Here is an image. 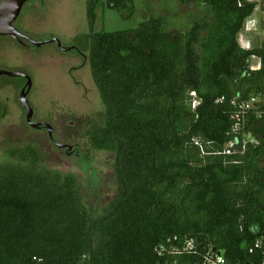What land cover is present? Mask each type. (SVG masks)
Here are the masks:
<instances>
[{"label": "trees", "instance_id": "obj_1", "mask_svg": "<svg viewBox=\"0 0 264 264\" xmlns=\"http://www.w3.org/2000/svg\"><path fill=\"white\" fill-rule=\"evenodd\" d=\"M175 1L204 13L173 33L166 17L94 32L99 0L87 1V65L104 108L87 137L112 154L117 192L95 211L74 175L46 170L32 147H8L0 264H201L211 252L262 263L248 248L264 236V116L248 117L256 147L223 154L235 139L230 101L264 94V41L243 49L237 38L258 4ZM106 7L134 13L132 0ZM188 241L195 250L181 253Z\"/></svg>", "mask_w": 264, "mask_h": 264}, {"label": "rangeland", "instance_id": "obj_2", "mask_svg": "<svg viewBox=\"0 0 264 264\" xmlns=\"http://www.w3.org/2000/svg\"><path fill=\"white\" fill-rule=\"evenodd\" d=\"M87 1L30 0L24 4L15 27L40 41L56 38L64 49L78 48L87 57L88 41L84 37L88 34ZM107 1L99 0L94 32L130 30L149 17H166L175 24L170 27L173 33L204 13L196 5L184 6L175 0H132L134 13L129 16L126 12L107 8ZM243 1L258 4L260 0ZM250 17L237 36L242 48H251L264 41L260 24L257 32L247 35L246 22L250 19L259 22L258 12L254 11ZM45 47V52L39 54L40 51L35 48L34 51L21 50L12 44L0 46V67L7 71L23 70L28 74L32 81L29 102L36 119L48 121L54 126L55 141L74 146L76 154L66 155L54 149L44 131L27 130L22 124L23 114L16 104L18 98L14 100L16 94L3 89L0 98L3 101L8 99L5 104L9 112L0 124V161L8 147H32L38 152L46 170L74 175L85 203L101 212L117 192L112 173V154L91 150L87 137L91 125L102 121L103 105L92 83L87 61L83 63L75 53L61 56L54 46ZM256 64L257 61L251 58L249 66ZM72 67L77 70L70 73L68 69ZM14 80L17 84L18 81ZM71 121L75 123L73 129L70 128L73 126Z\"/></svg>", "mask_w": 264, "mask_h": 264}, {"label": "built area", "instance_id": "obj_3", "mask_svg": "<svg viewBox=\"0 0 264 264\" xmlns=\"http://www.w3.org/2000/svg\"><path fill=\"white\" fill-rule=\"evenodd\" d=\"M254 11L258 12L259 22L257 23L256 19H250L246 22L245 31L247 35L257 32V26L259 24L264 31V0H260L258 2V6ZM243 49H250V47L248 46L247 48ZM252 59L256 60L257 64L255 66H249V70H259L261 67L260 59L256 57H252ZM191 96L193 98L192 108L194 109L198 102L196 101L195 95L193 93ZM222 102L223 99L216 101L217 104ZM230 105L234 109L232 115L233 125L231 127V133L235 136V139L229 141L225 145L223 154L226 156L241 155L246 151L248 146L256 147L258 145L257 138H255L252 133H246L245 129L248 123V117L254 116V118L260 119L264 116V94L252 95L247 99H233L230 101ZM194 250V243L192 241H188L184 245L181 253H190ZM255 253L259 254L263 260L261 264H264V236L257 238L248 248V254L254 255ZM201 264H227V262L220 253L211 252L203 258Z\"/></svg>", "mask_w": 264, "mask_h": 264}, {"label": "flooded vegetation", "instance_id": "obj_4", "mask_svg": "<svg viewBox=\"0 0 264 264\" xmlns=\"http://www.w3.org/2000/svg\"><path fill=\"white\" fill-rule=\"evenodd\" d=\"M13 27L17 29V27H15V23H13ZM19 33H21V32L19 31ZM21 34L26 38L25 40L12 39L9 37H0V41L5 42V43H0V46L12 44V45H16L21 50H32L33 48H35V50L38 49L40 51L39 54H43L45 52V49H44L45 45L46 46L51 45V46H54L57 51H59V54L61 56L65 55V54H69V53H75V54H77V56H79V58L82 59L83 63L85 62V60L87 61V57H86L85 52L79 51L78 48H75V47L64 49V47L60 44V42L56 38H51L48 40L40 41L31 35L24 34V33H21ZM36 44H38L39 46H36ZM76 70H77V68H75V67L68 69V71L70 73H73ZM0 72H7L9 74L21 73L25 76V77H12V76H8L5 74L0 75V91L5 89L6 91L8 90L10 92H14L16 94V95H14V100H15V97L18 98V100H16V104H17L18 110L23 114V118H24L22 120L23 126L27 130H30V131H39V132L44 131L50 140L53 139V141L51 140V144L54 147V149H58L59 151L64 152L66 155L76 154V150H74V148H73L74 146L69 145V144H65V143L59 144L58 142L55 141L56 129L54 128V126L50 125L48 121L37 120L33 111H32V116H31L30 120L29 121L27 120L26 109L22 107V104L20 101V96L22 95L23 92H25V93L27 92L28 89L26 87V84L29 80L28 83H29L30 89H29L25 98H26L28 104L30 105L29 95H30V92L32 90V81H31V78L28 76V74L23 70L22 71L21 70L7 71L6 69L5 70L2 69L1 67H0ZM7 78L10 79L11 81L8 82ZM14 79H16V81H18L17 84H16ZM7 100L8 99L5 100V98H4V101H3L0 98V124L8 116L9 111H7V106L5 104V102H8ZM80 122H81V120H80ZM83 122H84V120H83ZM71 125H73L70 127L71 129L75 128L74 122L71 121ZM33 126H36V127H33ZM49 129H51V132H49ZM58 146H62V147L59 148Z\"/></svg>", "mask_w": 264, "mask_h": 264}, {"label": "water", "instance_id": "obj_5", "mask_svg": "<svg viewBox=\"0 0 264 264\" xmlns=\"http://www.w3.org/2000/svg\"><path fill=\"white\" fill-rule=\"evenodd\" d=\"M30 0H2L0 2V37H9L12 39H22L25 40L26 38L19 33V31L13 27V23H15L16 19L19 17L22 7L26 2ZM36 46H39L36 44ZM5 74L12 77H25L21 73H12L9 74L7 72H0V75ZM29 82V80H28ZM27 82V92H23L20 96V101L23 106V108L26 109V117L29 121L32 116V108L28 104L26 100V95L30 89L29 83ZM36 127V126H33ZM49 132H51V129H49ZM53 141V139H51ZM61 148L62 146H58Z\"/></svg>", "mask_w": 264, "mask_h": 264}]
</instances>
